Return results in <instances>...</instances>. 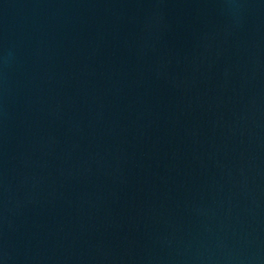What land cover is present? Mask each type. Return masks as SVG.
<instances>
[{
  "label": "water",
  "instance_id": "95a60500",
  "mask_svg": "<svg viewBox=\"0 0 264 264\" xmlns=\"http://www.w3.org/2000/svg\"><path fill=\"white\" fill-rule=\"evenodd\" d=\"M0 264H264V0H0Z\"/></svg>",
  "mask_w": 264,
  "mask_h": 264
}]
</instances>
